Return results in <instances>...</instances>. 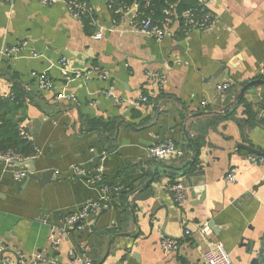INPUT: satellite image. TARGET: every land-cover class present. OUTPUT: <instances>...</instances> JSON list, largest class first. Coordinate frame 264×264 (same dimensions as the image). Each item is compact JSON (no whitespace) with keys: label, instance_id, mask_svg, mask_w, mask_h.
I'll list each match as a JSON object with an SVG mask.
<instances>
[{"label":"crops","instance_id":"obj_1","mask_svg":"<svg viewBox=\"0 0 264 264\" xmlns=\"http://www.w3.org/2000/svg\"><path fill=\"white\" fill-rule=\"evenodd\" d=\"M196 1L214 14L211 27L184 34L174 23L159 41L136 31L126 13L115 18L107 0H89L90 33L61 1L0 2V51L19 47L13 57L0 55V97L14 85L31 94L17 117L36 145L34 172L45 174L43 183L27 176L17 181L14 169L0 164V264L3 257L18 264V254L27 261L40 254L36 264L67 263L82 253L93 264H191L217 242L231 264H264V163L249 159L263 156L241 146L264 153L258 122L264 88L243 95L256 114L252 122L242 106L207 130L201 126L206 114L198 115L223 108L260 77L264 0ZM32 72L44 73L54 88L39 89ZM221 82L229 87L217 95ZM184 127L190 138L200 137L196 163L170 176L191 153ZM166 139L175 143L174 156L147 155ZM102 156L103 179L118 188L108 196L70 173L74 165L93 169ZM230 170L234 182L225 178ZM175 182L186 188L182 203L169 188ZM92 203L101 209L81 228L64 231L53 249L51 234ZM210 222L216 231L199 235ZM108 228L115 233H103ZM162 237L176 239L178 249L164 252Z\"/></svg>","mask_w":264,"mask_h":264},{"label":"built area","instance_id":"obj_2","mask_svg":"<svg viewBox=\"0 0 264 264\" xmlns=\"http://www.w3.org/2000/svg\"><path fill=\"white\" fill-rule=\"evenodd\" d=\"M42 4H52L56 3L57 1L63 2V4L66 6L67 10L71 14V16L81 21L82 17H90L92 24H95L94 19V11L92 6L89 3V0H40ZM211 1H218V0H211ZM0 2L3 3H11L12 0H0ZM130 7H122L115 10V12H118L120 14H125L128 12ZM165 13L167 14V18L165 19L164 23L161 25L152 23L150 17H145L139 22L135 21V18L132 20V26L133 28L143 33L147 36H150L154 38L155 40L159 41L164 37V34L170 29L171 24L177 23L176 20L172 19L170 17L171 13L168 10H165ZM181 18L183 19V25L185 33H188L191 29H200L204 30L213 24L215 20L214 14H212L209 10L204 14L201 18H196L190 11H184L181 13ZM96 36H99L97 34ZM19 50L18 46H12L9 48H5L4 50L0 51V55H5L8 57H13L15 53ZM35 55V54H34ZM66 58H62L60 60V64L63 68V74L66 78L68 77V71L66 69ZM74 74L78 76L80 72L75 71ZM31 75L37 79L38 87L41 90L50 91L54 88V85L49 78L44 73H34L32 72ZM260 77L264 79V66L260 69ZM229 87V84L227 82L220 83L216 86V93L217 95L221 94L223 91H225ZM62 94L58 93L57 98H61ZM140 101L146 102L147 97L142 95L140 97ZM135 104H138V102H135ZM208 102L206 100H203L201 102L202 106H206ZM22 134L27 137L29 134L28 132L22 131ZM146 153L149 157L163 160L169 157L174 156L177 153V148L175 146V143L172 139H166L158 144H153L149 146L146 149ZM37 155V153H36ZM35 156H32L30 158H22L20 155L12 152V151H0V164L4 165L5 167H9L14 169V177L17 181H21L27 176V170L22 169V167H19L16 165V162H22L28 159H34ZM103 156L100 157L99 161L96 163V166L91 169L87 170L84 167L80 165H74L70 169L71 176L75 179H79L86 183L87 185L96 186L101 189V192L105 195H110L113 192H117L118 188L114 187L112 185H109L107 182L103 179V167L101 165V161L103 160ZM249 159L253 162L258 163H264V157H257L254 155L249 156ZM227 181L234 182L235 177L233 175V171L230 170L227 172L225 176ZM170 190L173 193V198L176 203H182L186 200V188L183 185L182 182H175L170 185ZM101 209L100 203H92L90 205H86L81 210L77 211L74 214L68 215L64 219L63 226L57 230L56 233L51 234V243L52 248L57 249L58 243H59V236L64 232L67 231L69 228H71L74 223L78 220H80V224L77 226L81 228V221L85 220L91 211L99 210ZM210 233V228L207 225V223H204L198 230V234L202 237H206ZM190 231L188 229L185 230V235H189ZM161 248L164 252H173L176 251L179 247V243L176 239L168 238V237H162L160 241ZM2 247L0 246V251ZM42 257L40 254H35L34 257L27 261V259L22 255H17V262L18 264H36L39 260H41ZM14 262V259L11 257H3L1 258V264H11ZM52 264H93V261L91 257L87 254H80L79 256L73 257L70 261L67 263H60L59 261L53 260L51 261ZM191 264H231V260L227 252L225 251L222 243L217 242L215 244L214 249H208L203 254V259L198 262H193Z\"/></svg>","mask_w":264,"mask_h":264},{"label":"trees","instance_id":"obj_3","mask_svg":"<svg viewBox=\"0 0 264 264\" xmlns=\"http://www.w3.org/2000/svg\"><path fill=\"white\" fill-rule=\"evenodd\" d=\"M107 4L115 18L120 16V13L115 12L118 8L130 7L133 4H137L138 8L135 15L136 22H139L145 17H150L152 23L159 25L164 23L165 19L168 17L165 13V10H168L171 13L170 17L176 20L175 22L179 24L180 32L184 34L186 33L184 30L183 19L181 18L182 12L190 11L196 18H201L208 11L205 5L196 0H107ZM81 23L85 32L90 33L94 26L91 22V18L82 17ZM29 95L31 94L24 91L19 85H14L13 90H11L7 96L0 97V151H12L20 155L22 158H30L35 156L37 153L36 145L30 135L25 137L22 134V131L27 132L20 125L23 117H17V114L22 112L25 108L24 100ZM239 106L244 108L247 122H252L255 119L256 114L251 111L249 103L244 99V97H242L237 106H234L232 110L227 111L223 115H204L205 120L201 126L207 130L211 127V125L217 123L218 121L225 120L234 115ZM258 107L259 110L264 112V93L259 101ZM258 122L260 125H264V116L260 118ZM199 128V126H195V129ZM191 139L193 141V151L190 149V145L187 142L185 149L187 148L191 151V153L188 154L186 159L188 161L192 154H195L196 157L188 167L195 166L199 150L198 139H200V137L191 136ZM103 233L114 234L115 229L108 228L104 230Z\"/></svg>","mask_w":264,"mask_h":264},{"label":"water","instance_id":"obj_4","mask_svg":"<svg viewBox=\"0 0 264 264\" xmlns=\"http://www.w3.org/2000/svg\"><path fill=\"white\" fill-rule=\"evenodd\" d=\"M207 1V0H205ZM137 8H138V5L137 4H133L131 5L130 9L128 10V12L126 13V16L128 18H130L131 20H133L135 18V15H136V12H137ZM221 83H224V82H221ZM220 84V83H219ZM258 87H263L264 88V79L261 78V77H258L257 79L255 80H250L248 82H246L238 91V93L235 95V97L233 98V100L231 102H229L226 106H224L223 108L219 109V110H204V111H201L198 113V115H203V114H218V115H223L225 114L227 111H230L232 110V108L234 106H237L239 101L241 100V98L243 97V95L246 93V92H249V91H252ZM35 122H38V121H35ZM184 133L186 135V139L190 145V149L193 151V141L192 139L188 136V133L186 132L185 130V127H184ZM244 149L248 150L249 152L251 153H254L256 155H261L264 157V153L261 152L260 150L258 149H254L250 146H246V145H241ZM195 157L196 155L195 154H192L190 159L188 161H186L182 167L180 168H173V170L171 172H169V175L170 176H176V175H179V171L180 170H183L185 167H188L189 165H191V163L195 160ZM16 165L19 166V167H23L25 165L28 166V171H27V178H34V179H37L38 181H40V183H43V180H44V177H45V174H42L41 178H39L35 172H34V161L33 159H28V160H25V161H22V162H16ZM50 171L47 173L49 174ZM46 174V175H47ZM258 185H254L252 187L253 190H255L257 188ZM197 191L199 189H196ZM246 195H250V194H246ZM106 209H102L100 214H102L103 212H105ZM80 224V220L76 221L74 223V225L68 229V231L72 232L76 229V227ZM208 226L210 228H212L213 230L216 231L215 229V225L213 222H210L208 224Z\"/></svg>","mask_w":264,"mask_h":264}]
</instances>
